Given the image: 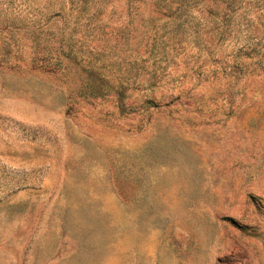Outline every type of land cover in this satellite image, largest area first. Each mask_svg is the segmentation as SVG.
<instances>
[{"label": "rangeland", "instance_id": "obj_1", "mask_svg": "<svg viewBox=\"0 0 264 264\" xmlns=\"http://www.w3.org/2000/svg\"><path fill=\"white\" fill-rule=\"evenodd\" d=\"M0 264H264V0H0Z\"/></svg>", "mask_w": 264, "mask_h": 264}, {"label": "trees", "instance_id": "obj_2", "mask_svg": "<svg viewBox=\"0 0 264 264\" xmlns=\"http://www.w3.org/2000/svg\"><path fill=\"white\" fill-rule=\"evenodd\" d=\"M257 20V17H253L252 19H249V22H250V28H251V36L248 40V42L254 40L255 36L259 34V28L257 27L258 26V22L256 21ZM252 46H254L253 44L251 43H248L246 45L247 49H251ZM255 50V48L253 50H251L252 52ZM93 93V92H92Z\"/></svg>", "mask_w": 264, "mask_h": 264}]
</instances>
